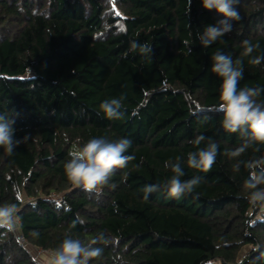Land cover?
Returning a JSON list of instances; mask_svg holds the SVG:
<instances>
[{"label": "trees", "instance_id": "16d2710c", "mask_svg": "<svg viewBox=\"0 0 264 264\" xmlns=\"http://www.w3.org/2000/svg\"><path fill=\"white\" fill-rule=\"evenodd\" d=\"M188 7V0H0V113L19 112L16 137H30L12 155L0 149V204L17 205L26 243L0 229V264H40L30 250L51 253L67 232L85 243L99 233L109 239L94 245L103 252L90 264H264V213L243 189L249 170L224 155L241 139L221 127L222 81L211 71L221 51L243 60L240 87H264V62L250 65L242 55L245 40L259 43L253 56L264 54V0H239L241 19L208 47L198 36L223 17L201 0ZM134 40L152 45L153 56L125 58ZM121 96L123 118H105L99 105ZM199 135L200 147L208 139L219 145L207 173L186 163ZM93 137L128 138L125 154L135 157L98 197L70 184L63 169L68 153ZM260 156L264 146L239 159ZM177 157L182 180L203 182L180 199L161 189L145 200L142 188L170 178L164 163ZM77 215L84 223L72 227Z\"/></svg>", "mask_w": 264, "mask_h": 264}, {"label": "clouds", "instance_id": "9594fccd", "mask_svg": "<svg viewBox=\"0 0 264 264\" xmlns=\"http://www.w3.org/2000/svg\"><path fill=\"white\" fill-rule=\"evenodd\" d=\"M192 0H188V13L191 9ZM202 7L209 11H215L219 19L215 24L208 25L198 38L204 47H208L218 39L232 31L233 21L241 19L240 12L236 7L239 0H201ZM188 41L184 44L187 46ZM260 48L259 43L243 41L244 57H250L248 63L258 66L264 62V54L253 56L252 54ZM191 53V48H188ZM139 53L143 57H152L153 48L147 42L140 43L131 41L129 49L123 54L126 58L128 53ZM211 71L221 78V85L218 96V103L215 110L223 114L221 127L227 133H238L241 144L232 150H225L224 155L236 160L235 168L239 170L243 165L249 170V176L243 182V189L247 194V199L253 207L264 209V156L247 161L239 158L249 149L253 152H260L264 146V87H240L243 79V60L233 61L231 55L217 51L212 56ZM126 98L113 97L105 99L99 108L104 117L109 120H119L124 116L123 101ZM19 112L11 110V114L0 113V149L8 155H12L15 149L26 143L30 137L25 135L22 138L16 137L14 124ZM65 143L68 137L65 136ZM206 137L197 136L190 141L197 150L187 154V166L199 172L207 173L211 171L216 162L219 145L207 140ZM132 141L128 138H120L111 141L105 137H93L84 143H78L69 153V159L64 163L65 176L70 184L81 188L87 193L101 194L104 186L109 184L113 174L118 169H124L129 162L134 160L132 155L125 153L131 147ZM184 161L177 157L175 161L169 160L164 163V167L172 173L170 178L163 183L148 184L142 188L143 198L147 200L149 195L163 189L168 197L180 199L186 194H193L196 188L203 182V176H193L191 179L182 180L185 175ZM138 167V166H137ZM20 217L15 203L0 204V229L5 232L15 230ZM84 221L77 215L72 222V227ZM110 241L104 233L97 234L92 241L85 243L78 237H74L71 232L64 235L61 243L54 248L48 259V264H90L93 259H98L103 252L98 244H108Z\"/></svg>", "mask_w": 264, "mask_h": 264}, {"label": "built area", "instance_id": "2783aa9c", "mask_svg": "<svg viewBox=\"0 0 264 264\" xmlns=\"http://www.w3.org/2000/svg\"><path fill=\"white\" fill-rule=\"evenodd\" d=\"M18 216H19V214H18ZM9 233H12V234L15 236L16 241H17L21 246L26 247L25 240H24L23 236L20 234V220H19V222L17 223L15 230L12 231V232H9Z\"/></svg>", "mask_w": 264, "mask_h": 264}, {"label": "crops", "instance_id": "0c3cea01", "mask_svg": "<svg viewBox=\"0 0 264 264\" xmlns=\"http://www.w3.org/2000/svg\"><path fill=\"white\" fill-rule=\"evenodd\" d=\"M39 251L37 254V258H35L40 264H48V259H49V255L50 252H42L41 250H37ZM43 262V263H42Z\"/></svg>", "mask_w": 264, "mask_h": 264}, {"label": "rangeland", "instance_id": "374dc122", "mask_svg": "<svg viewBox=\"0 0 264 264\" xmlns=\"http://www.w3.org/2000/svg\"><path fill=\"white\" fill-rule=\"evenodd\" d=\"M260 213H264V209H260ZM248 251H250V247H246L243 252H242V256H244ZM39 251H34L33 249L30 250V253L32 254V256L34 258H37V254H38ZM38 259V258H37ZM43 263V262H42Z\"/></svg>", "mask_w": 264, "mask_h": 264}]
</instances>
